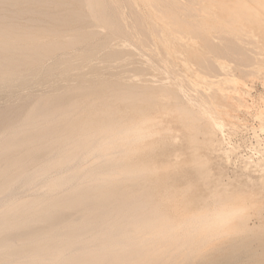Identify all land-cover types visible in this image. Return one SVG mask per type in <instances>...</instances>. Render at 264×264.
Wrapping results in <instances>:
<instances>
[{
    "label": "bare ground",
    "instance_id": "obj_1",
    "mask_svg": "<svg viewBox=\"0 0 264 264\" xmlns=\"http://www.w3.org/2000/svg\"><path fill=\"white\" fill-rule=\"evenodd\" d=\"M257 22L262 20L246 0H0V95L19 99L0 109V264H189L235 221L244 219L248 229L243 217L248 206L240 198L219 196L212 206L177 213L148 183L156 170L132 158L141 153L142 142L160 133L162 112L189 126L207 116L208 127L223 125L207 94L175 66L180 63L208 87L227 79L220 57L228 64L232 58L246 75L251 49L238 41L249 33L247 23ZM216 32L228 35H219L226 40L221 48ZM117 39L139 46L159 39L163 57L152 50L149 66L180 87L108 84L90 77L48 95L44 91L30 103L24 91L32 84L68 78ZM195 39L204 51L192 49ZM117 56L110 52L105 58ZM184 84L201 96L185 93ZM168 98L175 100L174 108L159 107ZM196 101L205 102L204 113L194 109ZM118 103L131 112L122 113ZM260 173L264 180V167ZM130 182L136 186L130 188Z\"/></svg>",
    "mask_w": 264,
    "mask_h": 264
},
{
    "label": "rangeland",
    "instance_id": "obj_2",
    "mask_svg": "<svg viewBox=\"0 0 264 264\" xmlns=\"http://www.w3.org/2000/svg\"><path fill=\"white\" fill-rule=\"evenodd\" d=\"M224 1L236 2L238 0ZM246 1L256 9L262 20L260 23H247L249 33L243 35L238 41L244 40L245 44L243 42L241 44L245 45L246 49H251L247 51L251 66L248 65L249 67L246 66L245 69L242 66L246 72L249 71L246 75L240 73L241 70L237 69H240V66H235L232 58H230L231 63L228 64V61H225V59L229 60L228 58H223V60L220 57L219 61L224 62L226 68L229 69V74L224 80L225 83L222 81L208 87V85L198 83L200 78L197 79L195 74L194 77L191 72H187L188 70L183 69L180 63L175 66L177 71L181 69L182 72H180L185 76V80L187 79L186 82L191 80L196 82L194 87L197 89L199 86L198 90L202 93L204 91L205 96L207 94L213 108L215 106L213 115L219 122H223V125L220 128L208 127L210 116H207V121H197L193 126H189L176 115H167L162 112L164 117L159 127L160 133L142 142L141 153L132 158L134 162H145L156 170L148 183L155 187L158 193L166 196L168 207L179 214L188 215L206 205L212 206L219 196L240 198L247 204L248 209L243 217L248 229L244 228V219L240 222L235 221L234 228L229 233L214 241L204 249L200 257L197 256L189 264H264V180L261 179L260 173V169L264 167V11H262L264 0ZM139 8L141 12L148 14L142 6ZM124 11L127 12V8ZM98 31L102 35L107 33L102 28ZM216 33H214L215 37L219 38L216 42L214 37V42L215 45L218 43L217 45L221 48L224 44L226 45V40H222L223 38H220L222 36H219H224V34L216 35ZM225 36L228 35L225 33ZM158 40H154L150 45L152 47L133 45L125 39L114 40L106 48L99 50L96 57L92 59L93 61L80 63L71 71L68 78L56 76L48 83H34L32 88L27 89L28 93L25 92L26 90L24 93L29 94L30 103H32V100L36 101L32 98L39 99L45 95L44 91L49 90L47 93L44 92L48 95L54 89L76 85L78 80L83 78L89 81L92 78V82L104 81L108 84L127 86L157 87L164 84L173 90L178 88L180 83L176 85V81L164 73L165 71L155 72L149 66L152 50L163 57V46ZM185 41L190 42L188 39ZM191 43L193 50L204 51L201 40H191ZM251 51L256 52L253 54ZM110 52H118V56L106 59V54ZM190 67L199 69L192 61ZM228 80L229 82H226ZM154 81H157V84ZM183 89L185 93L194 96L193 98L198 99L201 96L200 93L196 95L197 92H188L187 86ZM34 92L39 94L36 95ZM40 92L43 95L40 96ZM187 99L188 97L184 95L185 104H189ZM160 100L159 107L166 104L168 109L174 108L173 98ZM0 103L3 105L0 104V109L2 107L4 109L7 105L19 103V99L17 95H0ZM204 104L205 102L196 101L197 106L195 105L194 109L204 113ZM117 106L122 113L131 112L126 108L125 103H118ZM144 147L148 149L145 150ZM135 186V182L129 183L130 188Z\"/></svg>",
    "mask_w": 264,
    "mask_h": 264
}]
</instances>
